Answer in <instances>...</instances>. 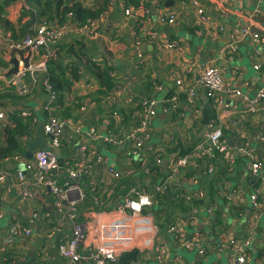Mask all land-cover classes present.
Wrapping results in <instances>:
<instances>
[{
  "label": "crops",
  "instance_id": "crops-1",
  "mask_svg": "<svg viewBox=\"0 0 264 264\" xmlns=\"http://www.w3.org/2000/svg\"><path fill=\"white\" fill-rule=\"evenodd\" d=\"M142 3L151 10L152 17L137 21L125 14V9L133 5L111 0L98 18L94 34L86 33L69 14L64 22L55 20L56 26L65 27L59 43L76 49V54L64 53L61 61L69 68L76 63L82 71L70 91L53 105L54 113L66 123L63 145L55 152L62 169L55 177L60 183L67 181L65 167L76 166L82 148L86 149L90 168L80 179L85 197L78 206L77 218L85 224L87 236L78 249L81 259L74 264H104L92 257L94 236L101 227L106 231V240L115 237V229L134 235L126 252L137 248L136 259L122 261L118 257L114 264H234L236 247L244 244V264H264V205L256 208L252 200L257 194L264 203V186L253 170L255 160L264 163V100L256 110L250 103L258 98L264 85V0H197L196 5L193 0ZM85 4L92 6L94 2L86 0ZM29 9L26 0H16L5 9L4 19L14 29L7 30L0 24V92L19 89L13 83L14 75L5 74L12 67L11 52L18 48L14 45L25 38L22 27L29 34L42 20ZM200 12L207 21L201 20ZM171 14L175 15L173 22L160 20ZM246 26L259 33L263 43H256L252 34L236 33ZM78 40L85 45L78 44ZM233 44L235 50L230 49ZM18 49L28 57L25 48ZM46 51H32L29 62L41 61ZM85 56L103 59L111 67L120 86L116 96L101 104L95 101L100 80L85 67ZM15 57L22 69L20 55L16 53ZM208 66L218 67L233 88L251 99L227 96L218 107L210 98V123L222 128L227 140L212 173L206 170V160L197 163L195 153V146L205 140L202 97L206 91L201 75ZM43 75L36 82L31 75L26 77L31 90L26 101L0 103L6 113L19 110L22 118L35 120L32 136L22 138L25 147L15 154L21 156L0 165V172L6 175L0 181V240L9 236L12 224L21 228L15 243L0 251V264H70L59 251V245L73 236L66 202L58 207L51 189L38 182L34 170L26 168L24 179L18 176L22 171L19 165L31 162L26 158V149L36 136L37 123L47 119L44 105L48 93ZM190 90L197 95L194 99L189 96ZM175 94L179 96L177 101L173 100ZM144 98L157 101L158 106L150 122L151 137L137 155L131 153L127 143L114 147L91 136L92 127L100 136L113 137L138 125ZM23 112L31 114L25 116ZM79 125L80 132H74ZM246 143L252 157L239 150ZM185 155L191 162L170 182L177 199L167 208L157 206L156 212L142 218L118 213L131 185L153 192L170 174L171 160ZM200 190L203 197L198 196ZM70 196L76 198L78 192L72 191ZM172 218L178 240L170 230ZM25 228L30 229V235L24 233ZM185 242L196 244L186 247Z\"/></svg>",
  "mask_w": 264,
  "mask_h": 264
},
{
  "label": "built area",
  "instance_id": "built-area-1",
  "mask_svg": "<svg viewBox=\"0 0 264 264\" xmlns=\"http://www.w3.org/2000/svg\"><path fill=\"white\" fill-rule=\"evenodd\" d=\"M193 3L196 5L197 0H193ZM126 16L133 17L135 20L142 21L145 19H151V10L146 7L145 4L140 3L137 7L130 6L125 9ZM201 20L207 21L208 18L202 12L199 13ZM175 15L171 14L168 17L160 18L161 21L173 22ZM98 20H91L89 24L82 26L83 30L86 33L94 34L95 28H97ZM223 29V28H221ZM65 27L52 26L46 22L39 23L37 27H34L33 30L19 43L15 44V47L18 48H27L31 47L32 51L37 52L40 49L47 50L46 54L42 56V60L37 63H30L27 67L19 68L17 74L13 76V83H16L18 88L22 93L29 92V86L25 82L26 77L31 75L33 82L40 81L41 74L47 73V60L49 58L56 57L59 53L57 48L59 40L62 37ZM238 34H252L253 40L256 43H263V39L259 33H253L249 26L244 27L241 31H236ZM236 33L233 34V39H236ZM168 46H171L169 44ZM235 45H231L230 49L235 50ZM256 52L258 50L256 49ZM94 62L101 63L102 60L92 59ZM258 70L260 65L255 66ZM1 77H4L1 76ZM44 87L48 93V100L44 105V111L47 113V119L43 125L44 133L50 137V146L52 148H58L63 145L64 130L66 128V123L64 120L57 117L54 114V104L56 101V94L53 90L52 85L49 83L48 78L44 79ZM201 83L208 95L209 98L213 99L216 105L222 106L224 104L225 97H243L246 100H249L243 92L238 88H233L232 84L227 81L222 74L221 70L216 66L205 67L201 75ZM178 84L181 85L182 82L178 81ZM120 90V86L117 87ZM190 98L194 99L197 95L193 90L189 91ZM257 99H250L252 109L256 110L258 103L264 100V85L258 91ZM179 98L178 95H174L173 100L177 101ZM140 114L141 122L130 129L127 132L116 133L113 137L100 136L97 129L92 127L90 134L94 139H102L107 145L117 146L121 144H129L133 146L131 153L138 154V151L143 147L144 142L151 137L150 131V122L151 119L155 116L156 108L158 106L157 101L153 99L144 98L140 104ZM30 112H23V115L30 116ZM117 113H115L116 115ZM7 113L4 109H0V136L1 129L6 124ZM81 125L75 126L73 129L74 132H80ZM72 137V135H71ZM227 140L225 138L223 129L217 127L215 124L210 123L205 130V140L198 143L195 146V153L200 157L206 159L205 157H213L217 150H222L225 148ZM130 148V147H129ZM248 144L240 147L239 150L242 152H248L249 156L252 157V153L248 150ZM82 158L77 162L74 167H65L68 178L67 181L60 183L55 177L57 173L62 169V165L58 157L52 151L47 150H37L34 153V157L30 163L26 165L27 170H34L37 174V180L39 183H43L49 186L52 193L55 197V204L60 207L63 202H66L65 211L66 214L70 217L73 225V236L66 242L59 245V251L63 258L70 261V264H74L77 260L81 259V254L78 249L79 246L84 243L87 236V230L84 223L78 221L79 209L78 206L80 202L84 200L85 195L80 190V179L83 175H87L90 168L88 164V157L86 154V149L82 148L81 150ZM229 153L227 157L229 158ZM232 157V156H231ZM190 156H179L171 160L170 162V174L160 183L157 187V191H162L166 186L170 185V182L173 181L179 171L182 168L189 166ZM214 165H209V173H212ZM26 170V169H25ZM253 170L258 174L262 185L264 186V164L259 160L253 162ZM18 176L21 179L25 178L24 171H19ZM6 175L0 172V181H4ZM72 191H77L78 196L72 198L70 193ZM198 196L203 197L204 193L202 190L198 191ZM253 204L256 208L263 207L264 203L259 199L258 195L252 196ZM153 196L145 192L143 189L138 188L137 186L131 185L124 201L118 208V213L122 216L130 215L134 218H142L151 216L152 213H146L148 207H152L155 203ZM264 209V208H263ZM104 228L98 230V235L94 236L93 241V259L96 262L104 264H114L116 263L119 253L128 251L132 246L134 237L131 233H119V230L115 229L116 235L113 239H104ZM170 230L173 232L174 237L178 240L177 237V225L173 224L170 227ZM26 235H30L31 231L29 228L23 229ZM21 228L18 224H12L10 234L5 239L0 240V251L4 250L7 247H11L15 243V237L19 235ZM232 244L236 245V241H231ZM196 243L185 242L186 247H191ZM244 245L236 247L237 257L234 260V264H244L246 262V254L244 253Z\"/></svg>",
  "mask_w": 264,
  "mask_h": 264
},
{
  "label": "trees",
  "instance_id": "trees-1",
  "mask_svg": "<svg viewBox=\"0 0 264 264\" xmlns=\"http://www.w3.org/2000/svg\"><path fill=\"white\" fill-rule=\"evenodd\" d=\"M14 1L16 0H3L2 2H0V24L4 26V28L7 30L14 29V26L9 20L4 19V15L6 14L5 9ZM26 1L30 6L29 11L31 13L37 14V16L42 19L40 23L46 22L52 26L56 25L55 20H59V22H64V20L66 19V15L68 14L72 16V18L75 19L76 23L80 26L89 24V21L91 20H98V18L108 8L111 2V0H93L94 4L90 6L85 4L86 0ZM143 1L144 0H125V2L133 5V7H137ZM161 1L165 3L170 0ZM31 31L32 29L28 32L30 33ZM14 34L16 35V32H14ZM25 35L27 36L28 33L25 31L24 27H22V36L26 37ZM77 43L80 45H85V43L80 40H78ZM57 46V48L59 49V53L56 57L49 58L46 63L48 81L52 85L53 90L56 94V101H60L64 93L70 91L73 80H78L80 78L81 75L79 74L82 71L81 66L77 65L76 63L75 65H73V67L69 68L65 66L61 61V57L64 53L76 54L75 47L71 45H65L63 43H59ZM83 62L85 63V67L88 68L100 80L99 89L96 91L94 97L95 101L101 104L104 99L116 96L118 85L115 82V78H113L111 67L107 64V62L103 60L99 64L88 58V56L84 57ZM30 92L31 90L27 93H22L20 89H12L10 91L9 89H6L5 91L3 90L2 92H0V103H8L10 100H16L17 102L20 100L26 101ZM7 113H9V117L7 116L6 124L1 129L2 137L0 140V165L4 160L10 159L11 157L18 158V156H21L15 154L23 150V147H25V143L24 141H22V138L24 136H32L35 124V120L33 122L30 118H22L19 110L16 113H13L12 111H9ZM54 114L57 115L58 118H60L57 113ZM133 148L134 147L130 145V149ZM222 150H217L213 157H205L206 159L200 157L196 153L198 157L197 163H202L200 159L204 161L206 160V170L209 171V165H214L213 172L216 171V159H218L219 154H223ZM62 164L64 165V163ZM181 171L182 169L179 171V173ZM176 193L177 192H175L171 186H166L162 191H157L155 189L153 192H149V194L153 196L155 204L153 205V207H149L148 210L150 212H156L158 209L157 206H165V208H167V205L171 204L175 198L177 199ZM168 195L170 197H168ZM177 196H179V194H177ZM170 223L172 225L173 223H175V220L172 218V221H170Z\"/></svg>",
  "mask_w": 264,
  "mask_h": 264
},
{
  "label": "water",
  "instance_id": "water-1",
  "mask_svg": "<svg viewBox=\"0 0 264 264\" xmlns=\"http://www.w3.org/2000/svg\"><path fill=\"white\" fill-rule=\"evenodd\" d=\"M169 3H166V5H168ZM35 19L33 18L32 23H34ZM228 30H231L230 27H227ZM28 57H23V53L24 50H20L18 48H13L12 52H11V64L12 67L11 69L5 74L6 76H11V75H15L18 73L19 71V61L16 59L15 55L16 53H18L22 59V61L24 62V66L27 67L29 65V59L32 55V49L31 47H27L26 48ZM48 78V74L44 73L43 75V79H47ZM202 101H203V125L205 126V128L208 127V125L211 122V103H210V98L208 97L207 93L203 94L202 97ZM43 121H40L37 123L36 126V136L28 142L27 144V149H26V158L32 160L33 159V155L37 150H47V151H52V152H56L58 151V148H52L50 146V137L47 136L44 131H43ZM20 169L22 171H25L26 169V165L25 164H20ZM258 178V176H257ZM139 250L136 248L135 250H133L132 252H124L119 254V257L122 259V261L124 259H136L137 254H138Z\"/></svg>",
  "mask_w": 264,
  "mask_h": 264
},
{
  "label": "rangeland",
  "instance_id": "rangeland-1",
  "mask_svg": "<svg viewBox=\"0 0 264 264\" xmlns=\"http://www.w3.org/2000/svg\"><path fill=\"white\" fill-rule=\"evenodd\" d=\"M141 3H142V2H141ZM107 152H108V151H107ZM107 154H108L109 156H112V155H113V154H112V153H110V152H108Z\"/></svg>",
  "mask_w": 264,
  "mask_h": 264
}]
</instances>
